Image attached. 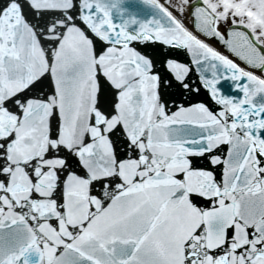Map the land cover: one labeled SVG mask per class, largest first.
Segmentation results:
<instances>
[{
	"label": "snow or ice",
	"instance_id": "1",
	"mask_svg": "<svg viewBox=\"0 0 264 264\" xmlns=\"http://www.w3.org/2000/svg\"><path fill=\"white\" fill-rule=\"evenodd\" d=\"M0 264H264V0H0Z\"/></svg>",
	"mask_w": 264,
	"mask_h": 264
}]
</instances>
